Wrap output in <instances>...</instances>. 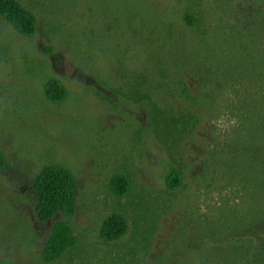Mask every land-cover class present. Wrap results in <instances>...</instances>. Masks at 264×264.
<instances>
[{"label": "rangeland", "instance_id": "374dc122", "mask_svg": "<svg viewBox=\"0 0 264 264\" xmlns=\"http://www.w3.org/2000/svg\"><path fill=\"white\" fill-rule=\"evenodd\" d=\"M20 2L33 35L0 14V264H264V0ZM48 165L73 173L75 207L42 222ZM113 213L128 228L107 241ZM59 220L77 243L44 262Z\"/></svg>", "mask_w": 264, "mask_h": 264}, {"label": "trees", "instance_id": "16d2710c", "mask_svg": "<svg viewBox=\"0 0 264 264\" xmlns=\"http://www.w3.org/2000/svg\"><path fill=\"white\" fill-rule=\"evenodd\" d=\"M0 14L5 17L17 33L31 36L36 32L34 14L22 5L20 0H0ZM193 23L191 16H187ZM46 96L52 102H61L66 97L64 84L57 79H51L46 86ZM7 167V161L0 151V170ZM167 185L175 189L181 185L182 175L173 169L167 176ZM76 180L73 173L59 165L45 166L34 181L36 194V214L40 221L52 219L58 212L70 214L75 207ZM110 188L117 196H123L130 191V180L123 174H115L110 180ZM128 228V222L121 213H113L105 219L101 229L103 239L110 241L119 239ZM77 236L71 224L66 220L57 221L41 250L44 262H53L62 257L68 250L75 247Z\"/></svg>", "mask_w": 264, "mask_h": 264}]
</instances>
